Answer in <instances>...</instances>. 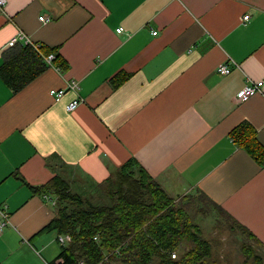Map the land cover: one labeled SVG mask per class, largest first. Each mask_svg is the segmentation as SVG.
I'll use <instances>...</instances> for the list:
<instances>
[{
	"label": "crops",
	"instance_id": "0c3cea01",
	"mask_svg": "<svg viewBox=\"0 0 264 264\" xmlns=\"http://www.w3.org/2000/svg\"><path fill=\"white\" fill-rule=\"evenodd\" d=\"M20 32L66 66L51 61L18 90L0 74V264H50L60 252L56 230L36 234L56 204L32 185L60 173L94 194L131 157L173 197L201 194L264 243V162L231 133L247 123L264 150V88L236 95L264 77V0H6L0 66L27 45L11 43Z\"/></svg>",
	"mask_w": 264,
	"mask_h": 264
},
{
	"label": "trees",
	"instance_id": "16d2710c",
	"mask_svg": "<svg viewBox=\"0 0 264 264\" xmlns=\"http://www.w3.org/2000/svg\"><path fill=\"white\" fill-rule=\"evenodd\" d=\"M50 53L55 52L42 43L37 48L32 44L15 46L5 53L0 74L18 90L44 69ZM53 61L66 66L60 53H55ZM231 133L238 144L264 162V150L250 125L240 123ZM32 188L56 198V214L36 234L56 230L58 235L71 236L68 243H61L50 264H222L214 256L212 241L187 211L191 201L177 203V198L134 157L97 184L96 190L103 193L100 195L74 191L60 173ZM103 197L107 201H100ZM212 205L232 219L247 238L264 246L227 210ZM242 250V264H263L252 243L243 244Z\"/></svg>",
	"mask_w": 264,
	"mask_h": 264
},
{
	"label": "rangeland",
	"instance_id": "374dc122",
	"mask_svg": "<svg viewBox=\"0 0 264 264\" xmlns=\"http://www.w3.org/2000/svg\"><path fill=\"white\" fill-rule=\"evenodd\" d=\"M75 188H78L77 185ZM92 191L96 195L103 194L102 191L98 193L96 187ZM185 195H188L187 198L182 199ZM185 195L177 196V203L182 204V201H191V204H185L187 211L193 220L199 223L203 234L212 241L214 256L222 264H242L245 257L242 246L248 242L252 243L256 252L263 257L264 264V246L247 238L232 219L226 217L211 203L205 202L204 197L196 194V192ZM102 200L107 201V198H100V201Z\"/></svg>",
	"mask_w": 264,
	"mask_h": 264
},
{
	"label": "built area",
	"instance_id": "2783aa9c",
	"mask_svg": "<svg viewBox=\"0 0 264 264\" xmlns=\"http://www.w3.org/2000/svg\"><path fill=\"white\" fill-rule=\"evenodd\" d=\"M5 2H6V0H0V6L3 7L5 5ZM249 16H250L249 14L243 15V20L244 21L248 20ZM40 19L42 21H47V20H49V17L47 15H41ZM116 31L118 33H121L124 31V27L119 26V27H117ZM157 32H158L157 30H153L154 34H156ZM21 40H23L27 44H32L35 48H37L39 46V43L32 41L31 37H29L25 32H20L19 34L12 37L11 43H15V42H18ZM54 57H55V53H50L49 55H47V57H45V60L47 63H50L51 61H53ZM217 71L221 74H227L231 71V67H230L229 63L223 62L217 66ZM68 87L72 88L74 90H77L79 88V83L76 79H72L71 81H69ZM263 88H264V77L257 79V80H253V81L245 84L242 88H240L237 91L236 95H237V98H239L240 100H245L248 97H250L251 95L255 94L256 92L262 91ZM65 90H66L65 88L51 89V93L54 94L56 97H59V96L63 95ZM82 101H83V98H81V97H76V98L72 99L66 105L67 110H69V111L74 110L75 108H77L80 105V103H82ZM43 198L51 201L53 204H56V198H53L48 193L43 194ZM8 221H9L8 211L5 208H0V232L3 231V229L6 226V224L8 223ZM70 239H71V236L67 233L58 235V240L62 244L68 243L70 241ZM172 256H175V253H173Z\"/></svg>",
	"mask_w": 264,
	"mask_h": 264
}]
</instances>
